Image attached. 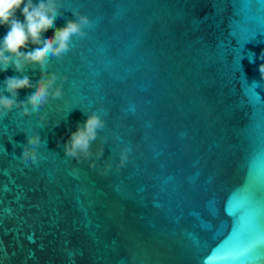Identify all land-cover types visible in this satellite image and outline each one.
<instances>
[{"label":"water","instance_id":"obj_1","mask_svg":"<svg viewBox=\"0 0 264 264\" xmlns=\"http://www.w3.org/2000/svg\"><path fill=\"white\" fill-rule=\"evenodd\" d=\"M58 3L55 27L93 23L50 60L63 96L0 118V264H264V0ZM93 111L105 151L78 162L63 144Z\"/></svg>","mask_w":264,"mask_h":264},{"label":"clouds","instance_id":"obj_2","mask_svg":"<svg viewBox=\"0 0 264 264\" xmlns=\"http://www.w3.org/2000/svg\"><path fill=\"white\" fill-rule=\"evenodd\" d=\"M59 9L58 0H0V27L7 29L3 38H0V72L6 73L10 67H14L16 72L23 74L33 65H39L41 69L35 83L27 75L23 78L6 77L4 91L0 93V118L7 117L14 110H19L21 115L29 112L40 114V109L49 103L50 98L59 99L63 96V85H57V81L67 80V76L61 78L56 72H49L47 68L50 60L53 57L59 59L68 53L72 48L73 37H86V29L93 22L88 15L74 11L75 19H69L64 27H55L56 18L61 15ZM18 13L23 16V20ZM49 27H55L51 37L46 34ZM255 59L256 55L252 52L249 61L255 62ZM259 60L262 62L258 70L264 78V51L260 53ZM23 89L30 91L26 99L20 100V90ZM46 119L47 113L40 115L41 121ZM59 123L56 122L57 125ZM105 125L106 121L98 112L88 114L86 122L78 125L77 130L71 132L63 144L65 155L78 162L91 160L93 155L96 159L103 157L107 138H104L95 153L92 151V144ZM41 143L39 133L26 136V142L19 144L20 159L25 164L29 161L36 163L40 159L38 148ZM127 153V149L122 150L118 166L127 161ZM91 166H95V160ZM111 167L112 164L108 163L107 168Z\"/></svg>","mask_w":264,"mask_h":264}]
</instances>
